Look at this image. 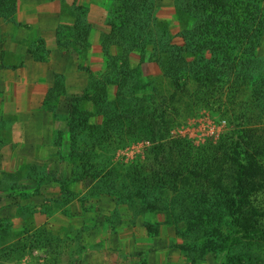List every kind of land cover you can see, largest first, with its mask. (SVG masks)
<instances>
[{
    "label": "rangeland",
    "instance_id": "374dc122",
    "mask_svg": "<svg viewBox=\"0 0 264 264\" xmlns=\"http://www.w3.org/2000/svg\"><path fill=\"white\" fill-rule=\"evenodd\" d=\"M57 1L63 17L55 35L50 36L48 30L25 38L18 48L0 41V264H222L227 258L224 243L214 251L209 246L188 249L181 234L189 232L185 223L168 222L166 213L134 212L133 205L105 191L97 178L100 163L108 161L114 174L121 165L143 162L155 171H164L168 162L162 157L168 156L167 146L161 147L150 131L139 132V127L127 136L115 130L113 137L100 129L90 134V128L79 142V151L72 154L69 121L77 113L74 104L80 98L83 111L91 114L86 115L87 123L102 125V113L114 111L120 95L125 97L124 106H134L138 99L143 108L154 109V118L149 114L137 123L153 120L158 135L186 140L193 150L217 146L225 137L229 143L232 137L242 149L256 146L264 151V108L254 100L256 83H246L237 66L223 74L228 66H220L210 52L213 46L206 43L202 51H194L189 35L191 16L176 0H152L150 24L128 29L123 46L117 43L122 40L123 15L113 18V0ZM21 2H4L0 8L7 16L0 18L17 24ZM261 6V38L247 43L250 48L254 41L259 44L247 56L251 61L254 55L264 58V1ZM234 7L230 13L239 11L242 17L255 11L244 0L235 1ZM77 21L88 28L76 26ZM245 53L233 50L239 57ZM27 56L32 61L28 66ZM248 66L242 70L252 73ZM123 70L129 71V84L149 85L134 90L132 84L125 87L122 82L118 90L117 84H109L108 101L112 103L103 104L104 109L88 100L94 93L92 83L103 80L105 74H116V78ZM25 134L35 138L39 134L50 141L32 152L23 145L30 140H24ZM261 155L256 157L261 161L257 169H264V152ZM79 157H84L86 166H81ZM179 161L173 157L172 167ZM201 164L205 166L206 160L200 157L190 165L199 169ZM167 183H174L173 189H168L169 184L163 189L171 196L204 189L189 175L169 176ZM258 189L253 199L264 205V186ZM147 221L155 224L152 231L158 230L157 235L148 233ZM249 242L236 247V264L242 259L238 255L251 253ZM261 245L260 252L254 250L259 256H254L253 263L264 264V243Z\"/></svg>",
    "mask_w": 264,
    "mask_h": 264
},
{
    "label": "trees",
    "instance_id": "16d2710c",
    "mask_svg": "<svg viewBox=\"0 0 264 264\" xmlns=\"http://www.w3.org/2000/svg\"><path fill=\"white\" fill-rule=\"evenodd\" d=\"M176 1L179 8L191 16L189 35L193 39L194 51L197 48H199V52L202 51V48L206 47V43L213 46L211 47L213 49H210L211 54H214L215 58L219 60L220 66L224 64H226V67L228 66L223 74L233 72L234 67L237 66L239 69L238 75L245 76L246 83H256L254 100L257 105L264 108L262 101L264 99V67L262 66L264 58H257L255 55L252 61L247 58V56L253 54L252 51H255V48L259 45L257 44L258 41H254V47L250 48L247 43L253 41L255 37L260 39L263 32V22H260V18L261 11H263L261 2L264 0H244L248 6L255 7V11L245 12L243 17L239 11L233 14L229 11L230 9L235 10L234 2L237 0ZM4 2H9V0H0V6ZM127 5H130L131 8ZM153 5L152 0L112 1L110 13L113 18L118 20L123 15L120 20L124 29L121 33L122 40H117L120 46H123L127 31H130L128 29L142 28L150 24ZM121 7L125 8L121 9ZM1 9L0 15L7 16L6 12ZM83 24L80 21L76 22V26L82 25L85 27L86 25ZM202 28L206 29L202 30ZM142 32L143 30L140 31V34ZM201 39L207 42L202 43ZM106 46L107 43L104 44V48L105 52H108ZM235 49L236 51L244 50L246 53L241 57L233 55ZM231 55L233 56L232 59ZM228 57H230V60H227ZM110 58L112 60L116 59L115 56ZM201 58L202 55H200V60ZM144 59L145 57H143ZM227 61L229 64H227ZM232 62L237 63L234 65ZM243 65H249L248 70L251 69L252 73L243 71ZM114 76L105 74L103 80L92 83L94 93L91 95V99L88 100L92 101L97 107L104 109L103 104L112 103L108 101L107 87L109 84H117L118 90L122 82L125 87L132 84L131 88L134 90L149 85L148 83L129 84L127 81L128 70L121 71L116 78ZM120 93L122 94V92ZM124 99L125 97L119 95L120 102L117 101L116 109L114 111L106 110L102 113L103 123L98 126L87 123L86 115L90 113L83 111L84 107L80 103L81 99L77 98V102L74 104L77 113L75 112L69 121L71 153L74 154L79 151V142L85 137V133L90 128L92 130L90 134L100 129L111 137H113V134L115 135V130L121 136L131 135L135 132L134 127H139V132L150 131L153 141L157 140L163 148L167 146L168 156L162 158L168 163L166 165H163L164 162L161 164L166 166L164 171L160 169L155 171L143 162L121 165L120 172L114 174V168L108 165L111 164L110 161L100 163L97 178H100L99 180L103 182V186L107 188L104 190L114 194L119 201L133 205L136 213L141 215L166 213L168 222L175 225L181 222L185 223L186 227L189 228V232L181 231V234L186 238L188 249L199 250L200 247L206 248L209 246L210 250L214 251L221 246L220 244L224 243L227 258L222 264H236V260L234 261L236 247L247 244L245 241H250L248 245L252 243L255 246H251V253H243L238 255L237 258H242L239 264H256L253 263V259L255 260L256 257L254 256L259 255L254 250L260 252L261 243H264V205H259L253 199V195L254 192L260 190L258 189L260 186H264V169L256 168V166L261 165L260 159L257 158L262 157L261 154L264 151L256 146H253L254 150L242 149L240 143L233 140L232 137L229 143L225 141V137L217 146L209 145L193 150L192 145L186 140L168 139L164 135H158L153 120L149 123H137L138 120L148 119L146 115L149 114L154 118L156 115L154 109L150 106L143 108L138 99L134 106H124L121 104ZM150 104L153 105V102ZM149 108L151 111H149ZM145 136L149 138L148 135ZM99 137L101 140L104 139V137ZM210 148L213 150L212 152H210ZM244 151L245 153H242ZM218 152L221 153V158L218 157ZM84 153L88 155L86 151ZM159 153L157 150L156 156ZM176 156L180 159L179 164L172 167V159ZM200 157L202 161L206 160L205 166L201 164L198 169L193 167L194 165H190L195 158ZM83 158L79 157V163L81 166H86ZM158 158L156 157V159ZM222 158L225 160L223 161ZM257 170H259V174L256 176ZM184 175L196 178L204 189L200 193H190L191 191L185 190L180 195L175 196H171L166 190H163L169 184L167 183L169 176L175 178ZM107 183L109 184L106 185ZM173 185L174 183L169 184L168 189H173ZM145 226L148 233L158 234V230L152 231L155 226L154 223L147 221Z\"/></svg>",
    "mask_w": 264,
    "mask_h": 264
},
{
    "label": "crops",
    "instance_id": "0c3cea01",
    "mask_svg": "<svg viewBox=\"0 0 264 264\" xmlns=\"http://www.w3.org/2000/svg\"><path fill=\"white\" fill-rule=\"evenodd\" d=\"M88 1L89 0H86L85 2ZM62 17L57 0H22L17 10V24L6 22L4 19L0 18V41L3 40L4 44L18 48L19 43H24L25 38L33 37L37 34H44L48 30L50 36L55 35L56 26ZM17 33L19 35H17ZM18 37H20L21 40ZM1 50L0 48V53ZM19 51L25 53L24 49L19 48ZM26 61H28V63H26ZM31 62L32 61L27 56L25 60L26 65L28 66ZM41 73L42 72L36 75L38 79L41 78ZM23 132L27 133L26 130ZM33 135L34 134L29 136L25 134L24 140L26 141L27 138H30V140L25 142L27 144L23 142L25 147L27 146L33 150L32 152L35 151L36 147H39L41 144H47V142L50 141L48 137L44 140L39 134L36 135V138L33 137ZM21 147V144L17 146V148Z\"/></svg>",
    "mask_w": 264,
    "mask_h": 264
}]
</instances>
